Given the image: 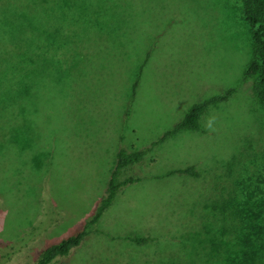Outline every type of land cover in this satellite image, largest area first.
I'll list each match as a JSON object with an SVG mask.
<instances>
[{
  "label": "rangeland",
  "instance_id": "obj_1",
  "mask_svg": "<svg viewBox=\"0 0 264 264\" xmlns=\"http://www.w3.org/2000/svg\"><path fill=\"white\" fill-rule=\"evenodd\" d=\"M253 58L243 0H0V264L76 232L120 148L136 180L55 264H264Z\"/></svg>",
  "mask_w": 264,
  "mask_h": 264
},
{
  "label": "trees",
  "instance_id": "obj_2",
  "mask_svg": "<svg viewBox=\"0 0 264 264\" xmlns=\"http://www.w3.org/2000/svg\"><path fill=\"white\" fill-rule=\"evenodd\" d=\"M243 5L244 16L253 27L254 58L248 66V72L257 74L254 91L264 103V0H243ZM212 100L214 98L194 104L184 118L166 130L162 137L155 141V144L184 129H199L200 118ZM145 152L143 149L133 152H128L124 148L119 149L116 164L111 172L105 193L96 204L92 215L83 221L76 232L58 242L47 245L39 254L35 264H55L58 258L67 256L73 248L82 243L92 229H95L92 227L99 223L103 213L112 205L121 188L136 180L133 176L120 179L122 169L130 164L141 162ZM131 239L136 243H142L148 241L149 236H134Z\"/></svg>",
  "mask_w": 264,
  "mask_h": 264
}]
</instances>
